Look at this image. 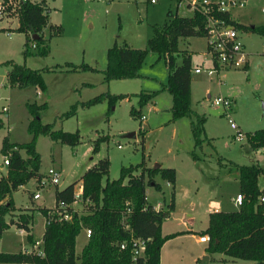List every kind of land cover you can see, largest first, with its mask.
I'll return each mask as SVG.
<instances>
[{"label": "rangeland", "instance_id": "obj_1", "mask_svg": "<svg viewBox=\"0 0 264 264\" xmlns=\"http://www.w3.org/2000/svg\"><path fill=\"white\" fill-rule=\"evenodd\" d=\"M232 1L235 4L232 2L229 8L231 17L243 20L247 25L264 24V0ZM45 4L49 6L48 23L59 25L58 33L51 34L48 24L43 27L49 47L45 55L24 52L26 37L24 32L14 29L16 16L0 18V145L3 135H7L11 142L30 139L26 125L31 115L25 102L33 101L46 102V107L39 112L41 122H53V128L78 129L79 142L70 145L52 140L46 134H37L34 145L40 154L39 170L43 174L52 165L60 172L59 180L56 185L35 186L30 178L12 190L10 197L15 205L5 213L6 220L15 219L17 212L25 208L50 207L55 187L61 188L75 180V189L83 170L102 156H107L109 161L108 178L117 177L121 165H133L141 160L145 166L159 162L174 164L177 183L186 182L190 176L201 181L198 183L192 179L194 186L197 184L196 194L201 197L212 189L225 195L237 189L238 183L235 185L229 182L231 179L217 177L228 168L234 173L236 164L254 163L264 168L261 146L251 148L245 136L247 131L264 127V34L236 28L247 57L244 65L217 68L211 73L191 69L190 108L203 117L202 139L194 146L189 117L181 115L171 119V96L167 90L160 89L167 72L162 54L148 50L138 69L140 75L136 77L104 81L101 72L106 61L105 50L113 41L145 47L152 26L160 25L166 19L167 8L174 9L176 0H157L153 4L145 0H46ZM184 4L185 0H179V13L190 12L191 9ZM179 37V47L193 50L190 51L192 66H211L208 60L198 61L205 48L204 36ZM31 41L28 34L27 49L33 51ZM9 60L23 62L31 68L48 67L42 70L46 89L40 91L33 85H8L5 76L8 63L5 61ZM66 62L76 67L69 69ZM81 64L89 67H81ZM150 90L156 92L139 103L138 93ZM105 92L123 96L116 98L111 105L104 97L92 105L77 107L72 116L60 117L72 102ZM207 93L210 96L207 97ZM216 94L232 98L228 112L235 123L234 128L224 115L223 105L210 103ZM2 105L6 110L1 109ZM131 106L138 108L137 115L129 111ZM238 133L240 136H235ZM101 134L106 137L98 142L97 151L91 152L93 140ZM192 150L197 153L196 158L192 157ZM19 151L24 155L22 149ZM2 157L0 151V174H5L7 166L2 164ZM104 179L105 175L101 181ZM235 179L232 180L236 182ZM259 183L264 184L262 174ZM32 189L39 192L38 198L31 197ZM146 191L149 198H161V191L149 184ZM74 207L81 212L78 203H74ZM44 219L39 210L33 211L32 238L41 239ZM25 234V230L21 232L15 224H9L1 231L0 250H28L31 242L27 241ZM84 238L82 228L76 236V248Z\"/></svg>", "mask_w": 264, "mask_h": 264}, {"label": "trees", "instance_id": "obj_2", "mask_svg": "<svg viewBox=\"0 0 264 264\" xmlns=\"http://www.w3.org/2000/svg\"><path fill=\"white\" fill-rule=\"evenodd\" d=\"M49 7L44 0L38 2L25 1L21 3L17 15L15 30L25 34L24 52L45 55L48 50L43 27L48 24L49 34L58 33L59 25L47 23ZM166 19L160 25L152 26V33L146 40L145 47H134L126 42L117 44L115 41L105 50V65L101 69L104 81L110 78L136 77L148 50L162 54L167 66L165 81L160 89H165L171 96L170 117L181 115L189 117V126L193 145L201 142L203 117L190 108V55L186 49H179V36H203L205 33L204 14L193 10L190 14H179L172 8H167ZM214 16L224 19L235 28L255 31L264 34V24L247 25L230 18L228 10H213ZM28 34L34 37L33 51L27 49ZM8 63L6 80L8 85L24 87L33 85L40 91L46 89L42 77L44 68H31L23 62L5 61ZM69 69L76 66L69 64ZM81 67H89L81 64ZM156 90L138 93V102L149 99ZM123 94L97 93L84 100L72 102L67 109L60 113L66 118L76 113L77 107L92 105L107 97L108 104ZM31 117L26 130L31 134L30 139L23 142H11L7 135L1 139L0 151H9L8 164L5 174L0 175V234L9 224L26 231L27 241L32 242L30 224L33 211L39 210L45 217L41 234L43 255L23 250L1 251L0 264H158L161 243L173 233L160 234V222L168 215L171 202L166 209L155 210L145 198V185L151 184L160 189V184L154 175L168 181L173 187L175 171L171 166H144L141 160L136 164L121 165L115 178H108L109 161L107 156L97 158L83 170L79 177L81 193L78 204L81 212L74 210L69 219H58L51 207L37 206L25 208L16 214L15 219H5V213L13 209L11 191L25 183L28 179L38 180L40 154L34 142L37 134H46L52 140L74 145L79 142L78 129L64 130L53 128V122H41L39 112L46 107V102H25ZM129 111L137 115L138 108L130 107ZM251 148L264 146V127H258L245 132ZM106 137L105 134L96 136L91 146V152H96L98 142ZM15 146V147H14ZM23 150L24 155L19 151ZM196 158L197 153L192 150ZM139 167L138 172L133 173ZM238 189L242 195L237 209L213 210L208 213L207 226L201 233L207 235L206 250L208 253L221 251L230 257L250 260L245 264H264V202L258 200L261 193L257 185V176H264V169L250 164H239L236 167ZM105 175L102 182L101 177ZM75 180L61 188L55 187L54 204L59 200L67 204L75 199L73 186ZM5 198V199H4ZM82 227H89L90 233L78 252L74 249L75 236ZM142 240L143 249L133 253L136 241ZM123 246H120V244Z\"/></svg>", "mask_w": 264, "mask_h": 264}, {"label": "crops", "instance_id": "obj_3", "mask_svg": "<svg viewBox=\"0 0 264 264\" xmlns=\"http://www.w3.org/2000/svg\"><path fill=\"white\" fill-rule=\"evenodd\" d=\"M45 3H46V0H45ZM46 5L48 6V4ZM237 6L241 7L243 5H237ZM174 10L177 13H179L177 11L176 4L174 6ZM261 10H263V7H261ZM191 12L192 10H190V12L188 13H179V14H190ZM230 18L240 23L247 24L243 20L231 17V14H230ZM151 33H152V30H151ZM181 37H184V36H181ZM178 48L186 49L189 55H190V51H193L186 47L178 46ZM202 54H203V51H201L200 53L201 56L200 58H198V61L200 60V62L202 61V56H203ZM246 60H247V57H246ZM190 63H191V56H190ZM191 67H192V63H191ZM190 78H191V75H190ZM36 92L38 93L39 91L37 90ZM208 95L209 94L207 93L206 96L208 97ZM0 122H1V119H0ZM130 135L134 136L133 133L132 134L130 133ZM218 162L221 164V161H218ZM231 162L232 161H230V163ZM143 165L145 166L144 163ZM237 165L239 164L235 165L234 173L228 168L227 171L218 173L217 177L220 176L222 180L231 179L229 180V182L235 183L236 185L238 183L237 170H236ZM157 166H171L174 168V171H175L173 187L168 181L159 177V175L157 174L154 175V179L157 182H159L160 187H161L159 189V191H161V194H160L161 198H158V197L149 198L148 193L146 191V185L144 188L146 201L150 203L151 206L155 210L166 209L167 203L171 202V208L168 211V215L164 217L160 222V234L164 235L168 233H173V235L170 237H167L161 243L160 249H159L158 264H199L200 256L203 257L205 254H207L208 256L206 264H212V262L216 264H245L247 262H251L250 260H246L242 258L230 257L221 251H213V252L208 253V251L206 250L207 241L199 240V235L205 234V233H201V230H203L207 226L209 212L213 210H232V209L238 208L239 204L233 201V197L235 196L236 193L239 192V189L238 188L234 189V191L229 192L227 195L223 194V192L222 193L217 192L216 189H212L207 193V195H205V197H201L198 194H196L197 184H195L194 186L192 182V179H193L195 182L198 181V183L199 182L201 183L200 180H197V177L192 178L193 176H190L186 182L177 183V169L174 167V164L173 165L171 164L163 165V163L159 162V164L157 163ZM261 168L264 169L263 167ZM138 170H139V167H137V169L133 171V173L138 172ZM260 175L261 174L257 176V185L259 189H261L260 194L264 195V184L259 183ZM234 178H236L235 179L236 182L232 180ZM78 183H80V181ZM217 183H219V181ZM149 185L152 186L151 184ZM193 186L196 189H194ZM53 202H54V199H53ZM230 204H234L236 206L232 208ZM30 228H31V224H30ZM19 231L24 232V229L19 228ZM76 236H75L74 249L77 252L80 250L82 245L85 243L87 236L85 235V238L82 240L78 248H76ZM40 238H41V235H40ZM34 239L35 238H33V240ZM239 259H242V260H239Z\"/></svg>", "mask_w": 264, "mask_h": 264}, {"label": "built area", "instance_id": "obj_4", "mask_svg": "<svg viewBox=\"0 0 264 264\" xmlns=\"http://www.w3.org/2000/svg\"><path fill=\"white\" fill-rule=\"evenodd\" d=\"M29 1V2H38L40 0H0V18L3 17H11L18 15L19 8L21 3ZM45 1V0H44ZM148 3L153 4L157 0H146ZM235 4L232 0H185V6L189 7L192 11L199 10L204 14L205 18V48L203 51L202 61L208 60L211 66H207L201 68L197 64L192 66L191 69L194 72H199L200 70H205L207 73H211L217 68H226L231 66H240L244 65L246 62V53L243 50V43L239 38V34L234 26L230 23L226 22L224 19L214 16L213 10H228L231 7V3ZM179 0H176V6H178ZM241 3V2H240ZM237 6V5H235ZM31 46H34V42H30ZM210 96V95H208ZM212 105L222 104L224 115L227 116V120L231 127H235V123L229 117V110L232 106V99L228 96H220L214 95L210 100ZM2 110H6V106H1ZM140 117H143L142 115ZM235 136H240V134H236ZM119 146V144H117ZM15 147V146H14ZM261 151L264 154V146H261ZM8 155L9 151L3 153L2 164H8ZM59 170L55 167L48 166L43 174L39 177L38 180H34L35 186H43V185H56L59 180ZM31 197L33 199L38 198L40 196L39 192L32 189ZM81 193V183H77L76 188L73 189L74 200L71 204H67L62 200H59L57 204H53L50 206L51 211L56 215L58 219L66 220L71 216L72 211L76 210L74 207V203H78L79 195ZM242 198L241 193H236L233 197V201L237 204L240 203ZM259 201H264V195H258ZM85 235L88 237L90 233L89 227H82ZM22 229V228H21ZM207 235L201 234L199 235L200 241H207ZM41 239H34L30 244L31 247L26 250L27 252H32L38 255H43V250L41 247ZM136 248L133 250V253H140L143 249L142 240H137ZM120 246H123L121 243ZM25 251V250H23Z\"/></svg>", "mask_w": 264, "mask_h": 264}, {"label": "water", "instance_id": "obj_5", "mask_svg": "<svg viewBox=\"0 0 264 264\" xmlns=\"http://www.w3.org/2000/svg\"><path fill=\"white\" fill-rule=\"evenodd\" d=\"M32 38L34 37L33 35L31 36ZM132 134V133H131ZM154 166H157V163H154L153 164V167ZM207 258H208V256H207V254H205L201 259H200V263L199 264H206V262H207Z\"/></svg>", "mask_w": 264, "mask_h": 264}]
</instances>
